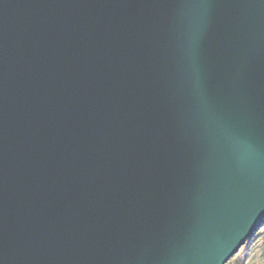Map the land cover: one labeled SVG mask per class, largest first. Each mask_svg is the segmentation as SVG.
Segmentation results:
<instances>
[{
    "label": "water",
    "instance_id": "obj_1",
    "mask_svg": "<svg viewBox=\"0 0 264 264\" xmlns=\"http://www.w3.org/2000/svg\"><path fill=\"white\" fill-rule=\"evenodd\" d=\"M263 225L264 0H0V264H226Z\"/></svg>",
    "mask_w": 264,
    "mask_h": 264
},
{
    "label": "rangeland",
    "instance_id": "obj_2",
    "mask_svg": "<svg viewBox=\"0 0 264 264\" xmlns=\"http://www.w3.org/2000/svg\"><path fill=\"white\" fill-rule=\"evenodd\" d=\"M226 264H264V225Z\"/></svg>",
    "mask_w": 264,
    "mask_h": 264
},
{
    "label": "snow or ice",
    "instance_id": "obj_3",
    "mask_svg": "<svg viewBox=\"0 0 264 264\" xmlns=\"http://www.w3.org/2000/svg\"><path fill=\"white\" fill-rule=\"evenodd\" d=\"M233 254V253H232ZM232 254L229 256V257H231L232 256ZM229 257L226 259V260H228L229 259Z\"/></svg>",
    "mask_w": 264,
    "mask_h": 264
}]
</instances>
